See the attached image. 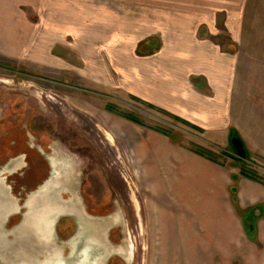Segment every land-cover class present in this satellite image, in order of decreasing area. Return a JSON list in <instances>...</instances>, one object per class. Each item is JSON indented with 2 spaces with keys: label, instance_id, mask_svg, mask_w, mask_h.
Returning a JSON list of instances; mask_svg holds the SVG:
<instances>
[{
  "label": "rangeland",
  "instance_id": "374dc122",
  "mask_svg": "<svg viewBox=\"0 0 264 264\" xmlns=\"http://www.w3.org/2000/svg\"><path fill=\"white\" fill-rule=\"evenodd\" d=\"M94 1L83 0L87 8L71 13H110L95 8ZM40 5H23L18 24L0 25V264H24L22 259L71 264L87 243L95 251L80 264H264V218L245 214L252 206L238 198L248 184L264 188V137L262 123L254 120L253 79H247L248 90L233 92L231 119L213 129L207 112L178 115L139 95L134 78L140 79L141 71L120 65L123 52L133 53L138 43L126 34L127 27L53 24L46 13L62 21L57 17L64 10ZM151 31L135 34L146 37ZM215 43L236 52L232 41ZM138 45L137 53L148 55L143 64H154V55L168 63L185 59L174 56L172 41ZM195 77L192 73L190 80ZM200 92L216 101L209 111L222 110L215 91L206 86ZM231 135L244 143L246 158L232 148ZM156 142L174 153L170 157H176L180 173L189 156L224 173L219 209L232 215L224 230L208 231L215 224L205 226L207 216L191 215L193 206L210 201L169 200L172 187L154 184ZM151 164L156 178L148 173ZM37 201L43 208L38 211ZM243 216L253 229L245 230ZM43 220V228L34 232ZM233 222L240 235L231 230ZM13 243L23 248L24 258L20 251L6 256Z\"/></svg>",
  "mask_w": 264,
  "mask_h": 264
},
{
  "label": "crops",
  "instance_id": "0c3cea01",
  "mask_svg": "<svg viewBox=\"0 0 264 264\" xmlns=\"http://www.w3.org/2000/svg\"><path fill=\"white\" fill-rule=\"evenodd\" d=\"M94 2L99 3L95 8L110 9V13L105 11L107 15H104V11H101L94 16H86V12L72 14L71 10L87 8L83 0H0V25L18 24L23 18L22 12L19 11L20 7L42 6L40 4H44L49 9L64 10L62 16L57 17L62 18V21L55 20L54 12L46 13L48 22L53 24L73 22L124 25L129 29L126 34L133 35L131 38L138 43L133 53L123 52L125 55L122 53L124 60L120 65L128 71H141L140 79L134 78V88L139 95L142 94L145 102L160 105L178 115H182L183 112L200 117L207 112L214 122L211 125L213 129L220 128L219 123L216 122L231 119L229 105L232 104L234 93L240 94L238 89L241 88L248 90L251 85L247 79L251 82L253 79L254 120L258 122L257 124L262 123L261 133L259 134L258 131L256 133L264 137V0H95ZM89 18L92 22L87 21ZM151 29L152 35L146 37L136 35L149 33ZM158 31L160 36L156 35ZM203 38L210 43L206 46L193 43ZM153 39L174 42L177 46L174 56H185V59L174 58L168 63L166 58L161 60V57L154 55L151 58H158L154 64H143L144 56L148 55L137 53L138 44ZM217 39L232 41L236 46V52H230L231 48H227V51L222 50L221 45L215 43ZM227 45L228 43H225L224 47ZM154 52L155 50L152 51ZM192 73L196 74V77L190 80ZM245 74H248V77ZM195 79L196 81L192 82ZM206 86L215 91V96L220 99L218 104L223 105L221 111L208 110L207 106H213L216 101L206 99L200 92V89ZM156 143H153L155 150ZM157 144L160 145L159 142ZM143 147L145 148V145H142ZM156 152L159 174L154 171L153 164L149 166L148 173L151 178H156L154 175H157L158 181L154 184L172 187L169 200H191L194 204V197L195 201L199 199L200 203L210 201L207 205L198 203L195 206L196 210L193 206L191 215L207 216L208 220L202 221L201 224L203 222L205 226L215 224L208 231L224 230L227 224L230 225L231 220L227 219L232 217L230 211L225 208L219 209L223 201L222 186L225 184V175L222 171L214 168L210 170L189 156V163L180 173L176 168V157H173L174 160L171 159L170 155L174 153L169 148L160 145ZM181 186H184V189ZM179 192H183L185 196ZM238 198L252 206L245 210V214L249 212L257 217L258 221L263 220L264 188L248 184L240 194L238 193ZM209 217L213 221H209ZM243 219L245 230L246 227L253 229L251 222L246 221L248 217L243 216ZM233 224L231 230L236 235H240L235 222Z\"/></svg>",
  "mask_w": 264,
  "mask_h": 264
},
{
  "label": "water",
  "instance_id": "95a60500",
  "mask_svg": "<svg viewBox=\"0 0 264 264\" xmlns=\"http://www.w3.org/2000/svg\"><path fill=\"white\" fill-rule=\"evenodd\" d=\"M230 142H231V146H232V148L234 149V150H236L237 151V154L240 156V157H242V158H246V156H248V154H247V150H246V148H245V145H244V143L242 142V140L238 137V136H235V135H231V138H230ZM38 209H43L42 208V205L41 204H39V201H37V210L36 211H38ZM36 211H35V213H36ZM35 218H34V220H37V221H39L38 219H37V217L36 216H34ZM33 222V221H32ZM36 223V222H35ZM37 225H39L38 226V229L36 230V231H34V232H38V231H40V229H42L43 228V226L45 225V220H43V222H41L40 221V223H36ZM28 225V227L30 228V224H27ZM27 227V228H28ZM31 228H33V227H31ZM83 230H84V232H85V227H83ZM83 230L81 229V227L80 228H78V232L79 233H84L83 232ZM28 231H26V233H27ZM24 233V232H23ZM41 233V232H40ZM40 235V234H39ZM42 236V235H41ZM1 237V236H0ZM40 238V237H39ZM40 240H41V238H40ZM39 240V241H40ZM2 242V240H1V238H0V243ZM81 242V241H80ZM80 242H77L78 244H80ZM89 243H87V244H84V247L83 248H85L86 246V252H82V253H80L81 252V250H80V254L76 257V259H73V260H71V264H80V262H83V263H85V260H86V254H91L92 252H91V250L92 251H95V249H94V247L92 246V245H88ZM90 244H91V242H90ZM11 245V247L10 248H8L9 246ZM8 247H6V251L8 252V253H6V256H8V257H14V256H17L16 254L14 255V252L15 251H20L19 252V256L22 258H24L25 256H24V253H23V248H22V251L20 250V248L17 246V244L16 243H13V245L12 244H10ZM96 248V247H95ZM11 251H13V253H11ZM96 253H97V250H96ZM8 259H10V258H8ZM24 264H25V262H26V260L25 259H22L21 260ZM22 262H20V263H22Z\"/></svg>",
  "mask_w": 264,
  "mask_h": 264
},
{
  "label": "flooded vegetation",
  "instance_id": "af4514ba",
  "mask_svg": "<svg viewBox=\"0 0 264 264\" xmlns=\"http://www.w3.org/2000/svg\"><path fill=\"white\" fill-rule=\"evenodd\" d=\"M11 151H12L11 149L8 150L9 153H10Z\"/></svg>",
  "mask_w": 264,
  "mask_h": 264
},
{
  "label": "trees",
  "instance_id": "16d2710c",
  "mask_svg": "<svg viewBox=\"0 0 264 264\" xmlns=\"http://www.w3.org/2000/svg\"><path fill=\"white\" fill-rule=\"evenodd\" d=\"M166 135H168V136H169V135H170V133H169V134H168V133H166Z\"/></svg>",
  "mask_w": 264,
  "mask_h": 264
}]
</instances>
